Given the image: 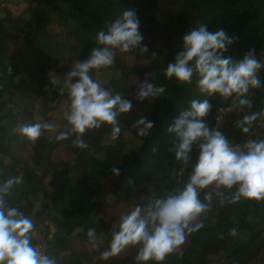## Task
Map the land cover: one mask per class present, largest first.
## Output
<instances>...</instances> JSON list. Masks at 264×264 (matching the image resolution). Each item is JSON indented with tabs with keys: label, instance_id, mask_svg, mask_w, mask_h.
<instances>
[{
	"label": "trees",
	"instance_id": "trees-1",
	"mask_svg": "<svg viewBox=\"0 0 264 264\" xmlns=\"http://www.w3.org/2000/svg\"><path fill=\"white\" fill-rule=\"evenodd\" d=\"M125 10L136 11L148 53L116 50L114 64L98 70L101 79L96 70L91 72L102 87L113 94L122 93L133 104L129 113L118 117L119 137L113 139L111 126L105 125L86 131L85 149L73 146L75 135L57 141L59 133L71 128L64 116L70 109V97L67 89L60 93L65 74L77 61L89 57L91 49L99 46L95 40L98 31L106 30ZM31 12L33 20L23 15L0 17V182L22 178L6 197L7 205L30 218L34 226L45 219L57 226L53 240L42 251L57 264H138L135 256L139 246L107 260L101 253L109 249L112 233L119 229L123 214L115 215L117 209L146 207L152 198L183 188L189 179L199 149L193 147L188 164L177 161L169 151L175 134L167 129L179 112L190 107L191 100H209L212 109L205 117L207 124H212L210 128L217 125L233 146L264 139V116L253 122L248 133L236 126L245 115L264 111V68L259 71L261 86L247 94L252 107L230 110L216 123L217 111L234 106L233 98L201 94L196 77L191 84L167 79V64L174 62L181 50L184 34L201 23L209 31L223 29L234 38L225 57L243 59L255 49L254 55L264 61V0H33ZM153 52L158 56L151 57ZM151 72L155 73L153 82L165 86L166 91L158 99L137 101V85ZM50 74L55 83H51ZM140 116L154 122L146 138L132 130ZM42 122L55 127L35 142L15 131L20 124ZM126 133L140 144L128 149ZM57 153L62 154L60 159ZM113 167L119 169L118 176L113 175ZM52 176L56 180L49 205L47 180ZM72 185L77 187V196L69 200ZM234 191L214 186L202 190L204 203H208L204 195L212 194L209 208L195 221L203 227L188 234L187 245H181L179 252L160 264H264V200L242 198L231 203ZM100 210L112 213L95 218ZM90 228L96 229L95 245L87 236ZM233 228L235 236L230 235ZM31 237L37 247L38 240L32 233ZM76 239L83 244L81 250L74 249Z\"/></svg>",
	"mask_w": 264,
	"mask_h": 264
},
{
	"label": "clouds",
	"instance_id": "clouds-1",
	"mask_svg": "<svg viewBox=\"0 0 264 264\" xmlns=\"http://www.w3.org/2000/svg\"><path fill=\"white\" fill-rule=\"evenodd\" d=\"M95 40L99 46L91 49L86 60L77 61L65 74L60 89L61 94L67 89L70 97V109L64 116L71 128L59 133L56 140L64 141L75 135L72 144L79 149L88 147L83 139L86 131L105 125L111 126L112 138L117 139L121 132L118 117L129 113L133 107L122 93L113 94L93 79L92 70L112 66L116 50L148 53V46L142 44L144 37L135 10L123 11L107 25L106 30L98 31ZM233 43L234 38L223 29L209 31L207 25L201 23L184 34L181 50L175 54L174 62L167 64L164 75L179 84H191L196 77L201 94L232 97L234 105L251 108L247 94L261 86L259 71L264 68V61L257 59L255 49L249 50L243 59L225 57L224 53ZM157 56L155 52L151 54V57ZM154 78L155 73L151 72L137 85V101H152L165 93L166 87L157 86ZM50 81L55 83L51 74ZM211 109L208 99H193L188 109L179 112L178 118L167 129L169 134H175L169 151L174 153L177 161L188 164L193 147H198V159L189 179L183 188L162 198L154 197L146 207L137 205L130 213L121 216L119 229L112 233L109 249L101 253L102 259L116 256L129 246H139L135 256L138 264L150 260L160 264L168 255L179 252L187 235L203 227L202 223L196 224L195 221L210 206L211 192L204 195L208 203L200 199L201 191L210 186L228 191L235 188L231 192V203L242 198L264 200V139L249 140L243 147L233 146L220 130L208 126L205 117ZM259 116H264V111L245 115L236 121V126L248 133ZM54 127L50 122L25 123L18 125L15 131L35 142L44 131H52ZM153 127V121L140 116L133 123L132 130L139 137L146 138ZM111 171L113 175H119L118 168L113 167ZM20 183L21 177L0 182V264H57L55 258L32 244L33 221L17 208L7 205L6 197ZM230 235H237V230L231 229ZM87 236L95 245L96 229L90 228Z\"/></svg>",
	"mask_w": 264,
	"mask_h": 264
},
{
	"label": "rangeland",
	"instance_id": "rangeland-1",
	"mask_svg": "<svg viewBox=\"0 0 264 264\" xmlns=\"http://www.w3.org/2000/svg\"><path fill=\"white\" fill-rule=\"evenodd\" d=\"M33 4V0H0V11L4 10V14H0V17H8V16H18L23 15L28 20H33V13L31 12V5ZM12 5V8H9L8 6ZM23 5V6H22ZM111 73V71H109ZM97 78L101 79L102 73L98 70H96ZM113 73L110 74L112 76ZM115 75V74H114ZM111 78V77H110ZM240 105L236 104L232 106L231 110H239ZM264 128V120L261 124ZM212 126V124H211ZM124 144L128 149L133 148L134 146L140 144V142L135 139L130 133H126L124 135ZM62 157L61 153H57L56 158L60 159ZM56 177L52 176L47 180V186H48V192H49V205H52V198L54 196V183H55ZM106 185H111V182H107ZM77 187L75 185H72L68 189L67 197L69 200L75 199L77 196ZM52 210V208H51ZM131 211H126L124 208L120 207L115 211V215H126L130 213ZM112 212H108L105 210H100L96 214L95 218L104 217L106 215L111 214ZM52 215L53 211H52ZM251 222L254 224V219H251ZM57 226L48 219L42 220L40 223H37V225L34 227V230L32 231L33 237L38 240L37 248L41 252L44 251V249L48 246V244L53 240V234L56 232ZM187 245V241L185 240L184 244L182 245V248H184ZM74 249L81 250L83 248V244L79 239H76L74 241ZM133 250V246H129L124 251L121 252V254L129 253ZM224 259H220V261H223Z\"/></svg>",
	"mask_w": 264,
	"mask_h": 264
},
{
	"label": "built area",
	"instance_id": "built-area-1",
	"mask_svg": "<svg viewBox=\"0 0 264 264\" xmlns=\"http://www.w3.org/2000/svg\"><path fill=\"white\" fill-rule=\"evenodd\" d=\"M21 1H22V0H21ZM8 7H9V8H12V5H9ZM230 110H231L230 108H228V109H219V110L217 111V113H216L215 122H216V123H220V121H222V119H223V116H224L227 112H229ZM210 124H211V123H209L208 126H211ZM215 127L217 128V125H216Z\"/></svg>",
	"mask_w": 264,
	"mask_h": 264
},
{
	"label": "crops",
	"instance_id": "crops-1",
	"mask_svg": "<svg viewBox=\"0 0 264 264\" xmlns=\"http://www.w3.org/2000/svg\"><path fill=\"white\" fill-rule=\"evenodd\" d=\"M23 6V5H22ZM5 13V11L4 10H2V11H0V14H4Z\"/></svg>",
	"mask_w": 264,
	"mask_h": 264
}]
</instances>
